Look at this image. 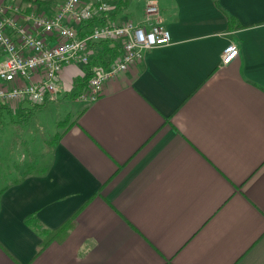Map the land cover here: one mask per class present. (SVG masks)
I'll list each match as a JSON object with an SVG mask.
<instances>
[{
    "label": "crops",
    "instance_id": "crops-1",
    "mask_svg": "<svg viewBox=\"0 0 264 264\" xmlns=\"http://www.w3.org/2000/svg\"><path fill=\"white\" fill-rule=\"evenodd\" d=\"M63 1L35 6L52 16ZM153 1L171 44L58 116L53 136L17 145L24 163L0 188V264H264V0ZM230 44L237 56L221 66ZM82 71L64 69L56 109ZM51 104L0 116L25 132ZM32 216L42 229L71 225L38 252Z\"/></svg>",
    "mask_w": 264,
    "mask_h": 264
},
{
    "label": "built area",
    "instance_id": "built-area-1",
    "mask_svg": "<svg viewBox=\"0 0 264 264\" xmlns=\"http://www.w3.org/2000/svg\"><path fill=\"white\" fill-rule=\"evenodd\" d=\"M41 1L49 0H30L26 8L15 0L0 6V108L22 102L35 107L56 103L64 92V69L90 64L96 44L114 41L121 54L107 68L94 66L86 88L76 97L90 104L108 81L140 62L145 52L171 44L153 0L146 2L140 23L97 25L81 36L64 22L83 25L106 14L112 7L106 0H95L94 6H82L83 0H64L52 16L36 9ZM237 53L235 45H228L221 66L229 65Z\"/></svg>",
    "mask_w": 264,
    "mask_h": 264
},
{
    "label": "rangeland",
    "instance_id": "rangeland-1",
    "mask_svg": "<svg viewBox=\"0 0 264 264\" xmlns=\"http://www.w3.org/2000/svg\"><path fill=\"white\" fill-rule=\"evenodd\" d=\"M143 4L144 0H129L128 7L121 12V16L125 18V20L134 23V21H137L140 18ZM123 12L124 14L122 15ZM63 86L66 87L64 84ZM69 89L70 93L67 95L68 97L63 99V102L65 103L64 107L60 106L56 109L55 106L51 104L46 110L34 116L30 125L25 128V132L15 131L11 127L7 128L5 123L8 119H11V116H7L6 113L0 116V188L8 184L13 179V171H11L12 165L15 163H24L22 159H18L17 145H20L24 141L28 144L31 142L40 144L43 139H48L50 136H53L56 121L59 119L62 120L65 117L63 115H65L68 111H72L73 105L77 107L85 105L76 99L79 93L78 87L70 85ZM15 115L16 114H14L12 118H21ZM60 115L63 118H57ZM39 124L44 127V131L42 133H40L37 128V125ZM32 134L34 135L33 137H31ZM20 171L21 170L19 169V172Z\"/></svg>",
    "mask_w": 264,
    "mask_h": 264
},
{
    "label": "trees",
    "instance_id": "trees-1",
    "mask_svg": "<svg viewBox=\"0 0 264 264\" xmlns=\"http://www.w3.org/2000/svg\"><path fill=\"white\" fill-rule=\"evenodd\" d=\"M25 2H30V0H24ZM107 1V0H106ZM37 2V3H42ZM111 7V10L106 14L101 15L100 17H94L90 19L88 22L83 24L82 29L88 30L97 25H106L109 20L113 21V19L120 14L123 10L127 9L129 0H113L109 2L107 1ZM94 49V50H93ZM90 64L83 66V78L81 80L76 81V86L83 91L88 84L89 78L91 76V70L94 66H101L103 68H107L120 54L121 50L119 45L114 41H103L96 44L93 48ZM79 91V92H80ZM25 224L30 227L41 239V242L38 246V252L43 250L49 243L51 242H59L67 235V232L71 225V220L68 221L62 228L58 230H47L42 229L39 223L36 221L35 217L32 216L30 218L25 219Z\"/></svg>",
    "mask_w": 264,
    "mask_h": 264
}]
</instances>
